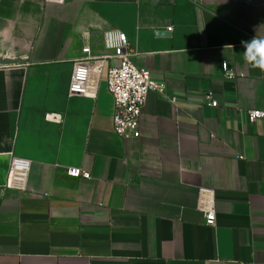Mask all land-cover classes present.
Here are the masks:
<instances>
[{"label": "crops", "instance_id": "1", "mask_svg": "<svg viewBox=\"0 0 264 264\" xmlns=\"http://www.w3.org/2000/svg\"><path fill=\"white\" fill-rule=\"evenodd\" d=\"M109 33L166 86L137 140L113 130L111 61L95 99L69 97L84 48L113 54ZM255 36L264 0H0V189L12 156L32 164L26 191L0 194V264H264V120L248 118L264 71L241 45Z\"/></svg>", "mask_w": 264, "mask_h": 264}, {"label": "built area", "instance_id": "2", "mask_svg": "<svg viewBox=\"0 0 264 264\" xmlns=\"http://www.w3.org/2000/svg\"><path fill=\"white\" fill-rule=\"evenodd\" d=\"M197 1L194 0V2ZM46 2L62 5L65 0H46ZM246 3L252 5V0H246ZM106 44L113 52L110 56L96 58L92 56L89 48L83 49V57L73 64L69 97L80 96L95 99L99 92L106 61H111L107 72V87L114 104L113 130L120 138L140 139L142 136L141 117L147 98L150 93L164 94L166 86L154 81L149 71L135 65L133 58L136 53L132 50L125 34H107ZM221 71L224 78L229 81L237 78L236 71L226 61L221 64ZM213 97V92H208L204 97V103L208 107L217 108L218 102ZM248 118L250 123L264 120V111H250ZM31 166L29 160L12 156L7 181L4 188L0 189V194L2 190L26 191ZM67 173L72 178L91 179V174L80 168H70ZM199 209L205 214L206 225L215 227V199L211 194L201 195Z\"/></svg>", "mask_w": 264, "mask_h": 264}, {"label": "clouds", "instance_id": "3", "mask_svg": "<svg viewBox=\"0 0 264 264\" xmlns=\"http://www.w3.org/2000/svg\"><path fill=\"white\" fill-rule=\"evenodd\" d=\"M243 47V59L252 67H258L264 71V38L253 37L250 40L241 41Z\"/></svg>", "mask_w": 264, "mask_h": 264}, {"label": "water", "instance_id": "4", "mask_svg": "<svg viewBox=\"0 0 264 264\" xmlns=\"http://www.w3.org/2000/svg\"><path fill=\"white\" fill-rule=\"evenodd\" d=\"M160 35H167V33L166 32H161V33H159Z\"/></svg>", "mask_w": 264, "mask_h": 264}]
</instances>
